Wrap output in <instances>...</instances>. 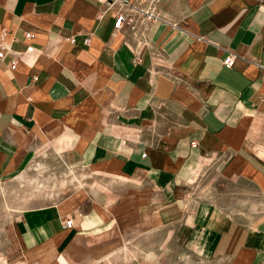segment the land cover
I'll use <instances>...</instances> for the list:
<instances>
[{
    "label": "crops",
    "instance_id": "obj_1",
    "mask_svg": "<svg viewBox=\"0 0 264 264\" xmlns=\"http://www.w3.org/2000/svg\"><path fill=\"white\" fill-rule=\"evenodd\" d=\"M159 13L140 38L114 31L99 0H0L12 236L0 264H116L140 231H169L203 263L264 264V158L251 144L264 0H160ZM44 151L99 189L42 191L49 200L27 206L14 184Z\"/></svg>",
    "mask_w": 264,
    "mask_h": 264
},
{
    "label": "rangeland",
    "instance_id": "obj_2",
    "mask_svg": "<svg viewBox=\"0 0 264 264\" xmlns=\"http://www.w3.org/2000/svg\"><path fill=\"white\" fill-rule=\"evenodd\" d=\"M253 119L251 144L257 147L258 154L264 158V118L257 117L254 121ZM83 174V170L66 168L55 156H50L44 151L23 172V176L17 178L14 188L25 196L23 202L27 206L49 200L44 194L43 197L37 195L42 191L99 189L100 183H96L98 178L92 176L89 179L87 174ZM4 207L5 205L0 204V258L4 255L9 239L12 238L8 229L11 217L3 213ZM169 235V231H164L147 236L146 232L140 231L132 242H123L121 255L116 264H207L199 261L192 253L180 246L175 241L174 235L169 239Z\"/></svg>",
    "mask_w": 264,
    "mask_h": 264
},
{
    "label": "built area",
    "instance_id": "obj_3",
    "mask_svg": "<svg viewBox=\"0 0 264 264\" xmlns=\"http://www.w3.org/2000/svg\"><path fill=\"white\" fill-rule=\"evenodd\" d=\"M106 8H113V30L119 31L124 27H128L135 37L144 38L149 30L150 25L155 21H164V18L159 13L160 0H99ZM101 16V15H100ZM31 32H25V38H31ZM67 41L73 42L74 38L70 37ZM89 38H86V42ZM5 46L0 45V60L6 56ZM234 54L230 52L224 59L223 63L226 67H231L234 60ZM19 61V55L14 54L9 61V66L15 68ZM36 78V77H34ZM194 144V143H193ZM145 156V153L142 154ZM73 220L67 218L64 223V228H72Z\"/></svg>",
    "mask_w": 264,
    "mask_h": 264
},
{
    "label": "bare ground",
    "instance_id": "obj_4",
    "mask_svg": "<svg viewBox=\"0 0 264 264\" xmlns=\"http://www.w3.org/2000/svg\"><path fill=\"white\" fill-rule=\"evenodd\" d=\"M263 156V155H262Z\"/></svg>",
    "mask_w": 264,
    "mask_h": 264
}]
</instances>
